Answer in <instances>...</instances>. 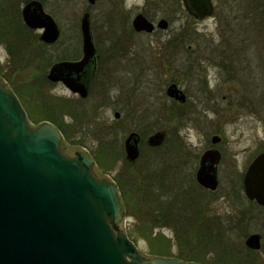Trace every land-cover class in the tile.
<instances>
[{"label": "rangeland", "instance_id": "374dc122", "mask_svg": "<svg viewBox=\"0 0 264 264\" xmlns=\"http://www.w3.org/2000/svg\"><path fill=\"white\" fill-rule=\"evenodd\" d=\"M46 1V12L54 17L61 29L59 42L46 45V58L51 56L55 59H51L47 66L42 64L41 58L34 66L25 64L23 69L10 68L2 72L0 77L5 85L22 93L25 85L35 84L42 91L39 96L43 95V98L55 103L59 100L62 104L75 103L74 107L78 106L75 111L80 117L88 115L82 118L81 123L100 128V133L111 130L109 135L99 133L97 137L116 140L123 152L129 134L139 133L141 155L135 165L141 167L145 162L154 164L169 185L170 194L166 199L168 202L172 200V206H183L177 193L186 190L187 195L197 200L198 206L205 208L202 215L209 219L206 231L182 234L186 238L190 235V245L185 249L201 250L197 254L198 262H192L211 263L220 255H225L231 261L238 259L264 264V251L255 252L258 255L251 261L245 246L246 233H264V208L250 206L242 188L248 165L257 153L264 150V43L256 34L252 35L243 23L237 24L236 18L242 16V12L237 11L239 0H213L214 16L203 21L190 18L181 0H97L93 7L88 0ZM116 9L122 11L121 15L114 18L117 23L114 19L110 22L109 16L115 14ZM86 12L91 15L99 72L90 96L81 100L63 84L48 85L46 76L57 62V56L64 53L71 57L80 52L81 57L80 22ZM139 13L154 24L161 19L167 20L168 30H156L152 34L134 32L132 21ZM232 23L233 30H230ZM111 30L116 35L113 36ZM182 31H187V34L178 56L169 55L175 49L169 41ZM34 32L39 38L40 31ZM229 37L231 40L234 37L232 45L227 44ZM243 37L248 39L244 45ZM228 48L243 52L236 70L228 60L233 56ZM7 61L8 54L2 46L0 65H5ZM170 84H176L185 93L187 99L184 104L166 95ZM133 95L135 99L131 102ZM23 98L22 103H32L29 95ZM33 102L39 105L34 99ZM55 108L59 124L72 122L71 118L60 115L68 110L60 112L61 109ZM140 111H149L146 120H140ZM116 113L120 114L119 119L115 118ZM134 114L139 121L132 120ZM31 116L38 119L31 114L30 120ZM151 124L155 128L153 132L143 134V130H148ZM157 132L166 133L165 141L154 148H162L160 151H150L147 139ZM92 136L87 137L85 145L70 147L64 139L67 153L73 157L76 152H86L94 158L100 147ZM214 136L221 139L220 143L212 144ZM178 143L182 146L181 156L176 147ZM212 149L221 152L219 188L215 192L202 189L196 181L200 158ZM162 153L164 158H157ZM118 170L119 167L104 172L97 163L94 168L99 177L112 181H115ZM174 188L177 193L173 197ZM122 208L120 229L127 236L132 235L130 239L142 256L153 258L150 254L152 247L135 231V219L126 214L123 204ZM162 233L170 241L172 254H179L174 231L164 229Z\"/></svg>", "mask_w": 264, "mask_h": 264}, {"label": "water", "instance_id": "95a60500", "mask_svg": "<svg viewBox=\"0 0 264 264\" xmlns=\"http://www.w3.org/2000/svg\"><path fill=\"white\" fill-rule=\"evenodd\" d=\"M94 5L96 0H88ZM189 16L204 20L214 14L213 0H182ZM25 25L43 30L39 40L57 43L61 29L46 13L42 3L31 1L22 7ZM136 33L166 31L167 20L154 25L143 14L132 21ZM82 58L64 61L51 67L47 79L63 83L73 94L85 99L90 85L86 79L96 62V46L90 14L80 22ZM166 94L184 104L186 95L176 84ZM116 113L115 118L119 119ZM166 133L157 132L147 139L151 148L160 147ZM218 136L212 144L220 143ZM141 137L131 133L126 138V159L135 163L140 157ZM218 150L206 151L196 173L197 183L210 191L219 187ZM95 161L86 152L72 157L64 138L49 122L33 126L17 96L0 78V264H184L176 258H146L123 233L119 224L123 208L116 184L99 178ZM248 200L264 207V152L249 165L243 178ZM245 245L259 251L261 236L250 235ZM198 264V263H188Z\"/></svg>", "mask_w": 264, "mask_h": 264}, {"label": "trees", "instance_id": "16d2710c", "mask_svg": "<svg viewBox=\"0 0 264 264\" xmlns=\"http://www.w3.org/2000/svg\"><path fill=\"white\" fill-rule=\"evenodd\" d=\"M30 1L32 0H0V47L3 46L8 54L7 63L5 65H0V74L4 71L10 70V68L23 69L25 64L34 66L36 65V62L39 63L41 61V58L43 59L42 64L46 66L49 64L51 59H55L51 58V56L46 58V49L48 47L42 44L35 32L27 28L22 21L20 7L22 4H26ZM39 1H41L44 6L47 4L46 0ZM243 1L245 2L242 3V1L239 0L240 7L237 11L242 12V16L236 18L237 24L243 23L246 26V29H250L252 31V35L256 34L255 36L264 43V0ZM114 12L115 14L109 16L110 22H112L117 15H121L122 11L116 9ZM119 17L120 16H118V19ZM114 20L117 23L118 20ZM229 29L233 30V23L229 26ZM112 30L111 34L113 36L116 35V33ZM186 34L187 31H182V33L176 38L169 41V44H174L175 46V49L170 51L169 55L178 56V51L182 48V43L183 40H185ZM248 38L251 40L250 37ZM232 40L229 37L226 40L227 44L232 45V42H234ZM246 41L248 42V39H244L243 37L242 45H244ZM118 43L116 45H118ZM228 50L231 51L235 57L233 59L232 56L228 60L231 62V66H234V69L236 70L239 61H241L239 58L242 56L241 54L243 52L241 53L239 50L235 49L231 50V48H228ZM68 58H71V60H77L80 58V52L75 53L71 57H67L63 53L62 55L57 56L56 61L59 62L69 60ZM46 83L51 85L47 79ZM14 92L20 98L21 102L22 99L24 100V95H29L32 103L30 104L27 102V104H22L26 106L28 115L31 109V114L36 115V117L38 116V119L31 116L32 122L34 124H40L44 121L51 122L60 130L68 146L85 145V141L90 134L95 137L94 138L92 136V138L98 142L100 148L96 151V153H94V159L104 172H111L119 167L114 179L121 194L124 210L127 215L135 219V231L150 244L152 247V253L150 254L153 257H177L183 262L197 261V254L201 253V250L199 249L198 251H195L193 248L185 249V247L190 245L188 241L190 240L192 231H195L192 234H198L202 231H206L209 219L203 217L202 215V210L205 209L204 206H198L196 203L197 200L194 197L187 195L186 190L185 192L181 191L177 193L176 188H174L173 197L176 196L177 193V197L183 203V206H172V200L168 202L166 199L170 194L168 190L169 185L165 183V177L154 167V164L149 165L150 162H145L141 164V167H139V165L129 163L126 160L122 149L118 147L116 140H112L110 137L98 138L97 135L101 132L100 128L92 126L88 123V125L85 126L83 125L85 122L81 123L82 118L88 115L80 117L76 113L77 111H75L77 109L76 107H78H74L76 105L75 103L63 102L66 104H62L60 100L55 103L53 100L51 101L50 99L43 98V95L39 96L42 91H40L35 84L25 85L22 93L19 90H14ZM134 96L135 95L131 96V102L135 99ZM33 99L37 101L39 105H36L33 102ZM55 106H57L58 109H61L60 112L68 110V112L60 113V115L62 117L71 118L72 124L69 123L65 125L64 123H58L57 120L59 118L56 115ZM138 113L141 114V116L138 115L140 120L142 118L146 120L148 117L147 114H150L149 111H140ZM132 117H134L132 120L138 119L135 114L132 115ZM154 129L155 128H152L151 124L150 128L148 127V130H143V132L142 130L140 131L147 135L153 132ZM107 131L109 132H102L100 134L107 136L111 130ZM176 147L181 156L182 146L178 143L176 144ZM148 149L150 151H160L162 148L151 149L148 147ZM170 154L172 157L173 153L170 152ZM179 154H177V156H179ZM157 158L163 159L164 154L162 153V155H158ZM164 229H172L175 233L176 246L179 250V254L176 256L172 254L170 241L167 240L162 233ZM186 232L190 233L187 238L182 235ZM246 236H248V233H246ZM130 238H132V235H130ZM263 251L264 248L262 249V252ZM246 255H249L252 261V259L258 254L246 249ZM246 261L238 259H233V261H231L229 260V257L220 255V257L214 259L211 263L203 262L202 264H253Z\"/></svg>", "mask_w": 264, "mask_h": 264}, {"label": "flooded vegetation", "instance_id": "af4514ba", "mask_svg": "<svg viewBox=\"0 0 264 264\" xmlns=\"http://www.w3.org/2000/svg\"><path fill=\"white\" fill-rule=\"evenodd\" d=\"M93 6L94 5H91V7H93ZM90 17H91V15H90ZM91 23H92V21H91ZM96 56L97 57H96L95 65L93 67L89 68V70L87 72V75H86V79L88 80L89 85H90V93H91V90H92L93 82L95 81V76H97V73L99 72L98 71L99 70V56H98V53H97ZM248 201H249L250 206H261L258 203H256L255 201H250V200H248ZM260 208H264V207H260ZM253 234H259L261 236V243H262V248H263L264 247V243H263V241H264V233H262V234H260V233H252L251 235H253ZM261 252H262V249H261Z\"/></svg>", "mask_w": 264, "mask_h": 264}]
</instances>
